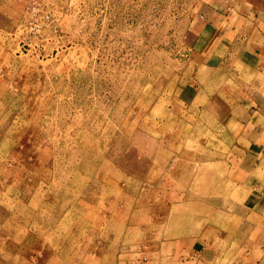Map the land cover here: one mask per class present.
<instances>
[{
	"label": "rangeland",
	"instance_id": "374dc122",
	"mask_svg": "<svg viewBox=\"0 0 264 264\" xmlns=\"http://www.w3.org/2000/svg\"><path fill=\"white\" fill-rule=\"evenodd\" d=\"M258 42L264 0H0V264H264L225 162Z\"/></svg>",
	"mask_w": 264,
	"mask_h": 264
},
{
	"label": "crops",
	"instance_id": "0c3cea01",
	"mask_svg": "<svg viewBox=\"0 0 264 264\" xmlns=\"http://www.w3.org/2000/svg\"><path fill=\"white\" fill-rule=\"evenodd\" d=\"M207 15L208 13L204 17L200 16L202 19L205 18L203 27L204 30L207 29V31L202 30L207 40L204 44L205 52L202 53V67L214 69L224 62L222 49L231 42L230 37L235 32L236 28L233 24L236 20L235 17L230 16L231 13L227 16L220 14V21L215 16L207 17ZM213 31L214 33L210 35ZM256 45L257 47L250 51L248 59V67L253 66L254 93L240 98L243 109L232 124L233 145L226 150L225 162L228 166L227 181L238 184L240 190H245L249 195H255L260 207L259 186L263 183L260 185L259 180L264 173V93L260 89L257 74L264 69V46L259 42ZM193 80L191 79L180 91V97L185 102L194 92ZM260 194L263 196L264 191Z\"/></svg>",
	"mask_w": 264,
	"mask_h": 264
}]
</instances>
